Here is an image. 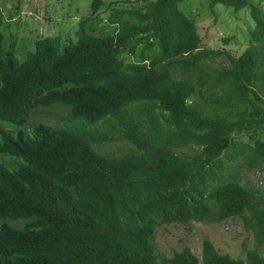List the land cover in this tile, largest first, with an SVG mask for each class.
Here are the masks:
<instances>
[{
	"label": "trees",
	"instance_id": "obj_1",
	"mask_svg": "<svg viewBox=\"0 0 264 264\" xmlns=\"http://www.w3.org/2000/svg\"><path fill=\"white\" fill-rule=\"evenodd\" d=\"M182 1L115 11L111 32L96 35L105 0H92L96 17L72 40L40 37L21 60L15 41L5 47L11 32L0 31V264H264L245 244V258H232L207 239L200 258L187 247L155 252L159 226L236 217L264 246V192L221 175L245 152L264 171V11L208 0L250 10L248 46L236 57L203 48ZM204 87L215 92L204 97ZM56 107L68 127L21 130L38 108ZM115 139L131 150L93 149Z\"/></svg>",
	"mask_w": 264,
	"mask_h": 264
},
{
	"label": "rangeland",
	"instance_id": "obj_2",
	"mask_svg": "<svg viewBox=\"0 0 264 264\" xmlns=\"http://www.w3.org/2000/svg\"><path fill=\"white\" fill-rule=\"evenodd\" d=\"M92 0H0V31L11 32L8 48L11 40L15 41L14 56L21 60L30 50H33V43L40 37L60 38L62 45L67 44L75 37L80 21L84 17L95 18L91 13L90 4ZM253 5L264 11V0H250ZM145 0H105V7L98 14L96 35L104 32H111L108 27L109 15L121 9H138L142 7ZM180 10L189 18L195 20L197 31L200 35L203 48L222 49L233 56H239L248 46V31L253 28V20L248 8L234 10L232 7L222 4L211 6L208 0H184L179 3ZM102 29V30H101ZM13 37L11 39L10 37ZM225 39L229 41L224 42ZM224 56L217 59L211 65L216 69L224 64ZM213 69L212 67H209ZM204 97H210L214 89H200ZM66 109L56 107L52 109L38 108L31 115L28 123L21 128L25 133L30 134L36 124L45 126L68 127L62 119L66 115ZM1 126H6L0 124ZM10 133L15 130L9 127H2ZM95 129L104 132L112 131L102 123ZM114 138L117 134H113ZM264 139V136L261 139ZM241 143H248L247 137L236 139ZM232 147L223 158L239 149L238 145ZM132 146L123 140L105 142L101 145H93V149L99 154L108 156H121L131 150ZM240 153L236 160L226 162L227 169L222 172L223 178H232L240 184L259 189L264 192V171H260L259 165L250 166L244 155ZM1 161L9 164L7 160ZM209 240L218 253L228 255L232 258H245L243 245L246 249L256 250L264 257V246L258 247L253 239L252 233L246 231L243 220L239 217L230 218L219 223L190 222L184 225L169 224L162 225L155 229L153 243L155 252L160 258H170L174 252H179L187 247L191 252L200 258L203 240Z\"/></svg>",
	"mask_w": 264,
	"mask_h": 264
}]
</instances>
